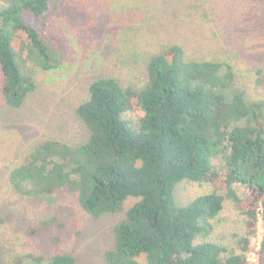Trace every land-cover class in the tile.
<instances>
[{
  "label": "trees",
  "instance_id": "obj_1",
  "mask_svg": "<svg viewBox=\"0 0 264 264\" xmlns=\"http://www.w3.org/2000/svg\"><path fill=\"white\" fill-rule=\"evenodd\" d=\"M59 2L0 0L2 94L11 108H21L36 90L29 64L49 72L64 63L61 42L48 32ZM147 70L139 89L115 77L93 81L76 108L87 141L75 147L55 139L39 144L11 172V185L38 199L73 192L93 219L120 214L129 199H137L117 223L104 264H250L259 212L264 219V103L247 101L231 64L192 58L180 44L151 58ZM184 180L215 190L179 206L174 189ZM225 200L246 218L245 235L233 249L199 242L214 229ZM260 253L264 262V237ZM24 258L77 264L71 254H28L13 264Z\"/></svg>",
  "mask_w": 264,
  "mask_h": 264
},
{
  "label": "rangeland",
  "instance_id": "obj_2",
  "mask_svg": "<svg viewBox=\"0 0 264 264\" xmlns=\"http://www.w3.org/2000/svg\"><path fill=\"white\" fill-rule=\"evenodd\" d=\"M48 23L49 34L63 46L64 63L49 72L29 64L37 87L19 109L4 101L0 68L3 260L13 264L28 254L46 258L71 254L77 264H104V253L115 244L117 223L137 199H129L120 214L93 219L73 192L61 191L49 200L19 193L9 180L11 172L47 140L73 147L86 142L89 132L76 108L88 98L91 83L115 77L139 89L147 83L151 58L171 44L182 45L192 58L231 64L237 72L236 85L247 101L264 103V0H60ZM214 165L218 167V160ZM214 190L210 184L184 180L174 195L176 203L185 206ZM212 223V232L199 242L233 249L245 235L246 218L231 200H225ZM263 237L262 218L247 254L250 264H264ZM23 264H32V260L24 258Z\"/></svg>",
  "mask_w": 264,
  "mask_h": 264
},
{
  "label": "built area",
  "instance_id": "obj_3",
  "mask_svg": "<svg viewBox=\"0 0 264 264\" xmlns=\"http://www.w3.org/2000/svg\"><path fill=\"white\" fill-rule=\"evenodd\" d=\"M258 217H259V222L262 220V218H263V216H262V213L261 212H259V214H258ZM261 245V244H260Z\"/></svg>",
  "mask_w": 264,
  "mask_h": 264
}]
</instances>
